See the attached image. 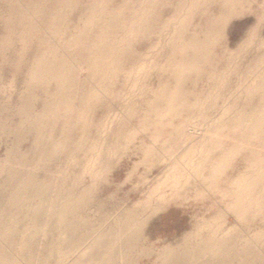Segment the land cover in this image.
Returning <instances> with one entry per match:
<instances>
[{
    "label": "bare ground",
    "instance_id": "6f19581e",
    "mask_svg": "<svg viewBox=\"0 0 264 264\" xmlns=\"http://www.w3.org/2000/svg\"><path fill=\"white\" fill-rule=\"evenodd\" d=\"M181 1L164 0L157 11L166 7L173 8ZM246 1L259 4L261 15L257 13V22L262 23L264 0H191L188 5H181L180 8L185 12L178 13L180 18L175 17L174 27L179 24L178 30L165 31L171 43L166 47V62H156L152 68L155 69L154 73H158V76L155 74L159 80L158 85L148 89L150 95L144 97L142 93V102L146 107H142L140 102L138 105V97H134L135 100L131 98L133 101L130 100L129 106H122L124 111H121V108L119 110L125 113V116L128 111L137 115L136 111L141 106V112L144 111V114L137 115L140 116L139 131H150L152 138L160 142L158 148L155 147V142L140 146L143 152L141 160H145L144 163L159 154L165 159V149L170 150L172 146L169 145L173 143L178 146L176 149L183 150L180 153L186 160L183 163L178 160L171 165H165V168L162 166L164 177L157 175V178L150 179L152 185L149 190L129 205L121 207L124 201L116 202L114 194H111L107 202L102 204L103 207L110 204L108 214L111 215V224L105 232L91 239V232L82 229L85 220L77 213L82 204L90 201L99 172L105 174L99 171V166L96 171L93 164L100 160L99 165L105 170L104 167L109 166L107 159L110 155L121 149L126 150L130 143L135 142L138 132L128 129L131 123L126 124L129 123L131 113L127 114L128 117L122 116V113L121 116L117 115L120 118H113L117 123H113L116 125L115 131L114 128L110 132L108 130L107 137L96 142L94 153L86 161L88 166L85 165L83 173L75 168L78 166V154L84 147L82 138L86 134L85 127L93 126L95 120L94 115L91 116L92 111L101 104L99 99L102 96L96 91L94 84L101 82L100 76L111 81L115 79V71L123 66L127 55L132 51V40L128 37L124 25H116V22H119L110 10L103 9L105 13H102L108 15L107 12L110 11L112 14L113 17L108 23L97 17L102 10L99 8L102 6V0H98L96 4L94 2L90 9L91 14H88L86 19L81 10L73 11L71 15H74L75 19L70 35L74 43L79 44L82 47L80 50L86 53L94 48L92 51L97 55V58L91 61L92 72L89 79L84 81L79 79L75 71L74 62L77 56L69 54V48H66L70 42L57 38L63 22H66V15L57 14L55 0H0V3L6 4L7 9V15L0 10V53L5 57L4 61L0 60V69L9 63L16 72L24 70L27 75L25 91L18 92L20 95L14 105L10 99L9 106L0 101V135L7 137L10 142L0 162V264H23L24 260L33 264L34 258L32 234L21 235L16 231L17 216H6V207L9 205L19 207L33 222V227L43 231L48 248L37 264L48 263V252H51L49 247L63 233L62 230L59 234L51 232L53 221L57 222L55 228H63L69 238L68 243L60 240L57 242L61 248L58 264H136V260H128V257L134 254L131 249L140 239L145 224L143 215L155 213L172 203H187L192 199L198 201L207 196L214 198L213 206H209L211 209L215 208L213 214L196 216L178 240L170 241L161 248L149 249L150 251L142 248V255L144 252L155 253L152 264H264V33L257 24L248 30L238 43L236 51L229 49L221 52L216 48L219 40L224 39V29L228 21L245 13L243 4ZM248 2L247 5L250 4ZM73 3H76L73 9L78 8L81 0H66L64 6L69 8ZM123 8L141 10L139 26L151 27L141 2L130 0ZM29 9L33 12H28ZM178 10L176 6L175 11ZM247 11L251 9L248 8ZM35 13L43 15L45 31L51 29L52 25H57L56 36L49 32L48 36H41L40 41L35 42ZM94 26L101 31L96 33L98 37L95 36L97 39L92 43L87 31ZM40 27L42 31L43 28L41 25ZM108 27L115 30L108 31ZM65 34L66 31H63V35ZM38 46L37 51L35 48ZM245 55L251 56L248 65L245 63L247 59L239 63L240 58ZM139 67L134 87L139 86L146 70L144 65ZM98 69H102L103 74L96 77L93 70ZM233 73L239 74L238 78L243 79L236 82L238 89L236 86L230 90L238 94L230 96L231 106L237 109L234 117H237V120H241L238 117H247L248 122L238 130L222 129L225 133L219 135L240 139V143L237 144L233 140L221 141L220 137L215 140L216 132L213 133L214 136L209 135L203 131V127L187 121L196 120L195 115L186 116L184 122L172 123L173 120H180L187 109L192 112L199 111L206 103L215 108V100H218L219 96L214 94L223 92L222 89L230 84L229 79ZM203 77L205 80H216L213 83L215 86L203 88L204 86L200 85L205 81ZM6 82L8 84L5 86H12L10 81ZM39 84L45 86L43 96L35 90ZM198 84L203 89H199ZM75 85L82 90L74 93L72 89ZM10 86L7 87L12 88ZM220 86L223 88L218 89ZM52 87L56 90H50ZM39 100L41 105L36 107L35 104ZM103 104L108 106L106 102ZM109 110L110 108L106 109L104 117L110 115ZM219 112V117H204L207 124L213 121L211 125L215 131L218 123L226 122V119L222 120V116L227 114L228 110L224 107ZM16 116L19 121L15 120ZM95 123L101 128V125L105 124L100 121ZM73 130L78 132L80 139H72ZM199 137H202L200 144ZM203 137L205 141H202ZM211 138L213 139L210 140ZM28 140L32 144L30 148L21 149L19 143ZM179 146L184 148L179 149ZM84 154L80 158H85L87 154ZM237 159L243 161L240 169L236 165ZM161 161L164 163L162 159ZM230 168L231 174L228 173ZM40 170L44 173H40ZM84 173L89 175L91 183L79 188V183L85 178ZM34 194L37 201L32 199L30 204L28 201ZM226 214L235 217L231 225L226 224ZM76 238L77 244L87 242L88 245L82 253L68 255L63 251L65 245L71 244ZM136 254L141 255L138 252Z\"/></svg>",
    "mask_w": 264,
    "mask_h": 264
},
{
    "label": "rangeland",
    "instance_id": "374dc122",
    "mask_svg": "<svg viewBox=\"0 0 264 264\" xmlns=\"http://www.w3.org/2000/svg\"><path fill=\"white\" fill-rule=\"evenodd\" d=\"M80 1V0H79ZM98 0H81V5L78 8L73 9L76 6V3H73L72 5L69 6V8L64 6V3L66 2V0H55V10L57 11V14H61V15H66V22H63V27L61 28L60 33H58V39H66L68 42H70V44L66 47L67 49L69 48L68 52L69 54H72L73 56H77V59L74 62V67H75V71L76 74L78 75L79 79H82L84 81H87L89 79V75L90 72H92V70L90 69V65H91V61L97 58L96 53H93L92 50H95L94 48H91L87 51H82L80 49H82V47L77 44L74 43V39L73 37L70 35V32L73 31V29H71L73 22H74V15L72 17L71 13H73V11L75 10H81L83 12V16L85 17L84 19H86V16L90 13V9L93 7L94 2L95 4L97 3ZM128 1L130 0H102V6H99L100 9H102L99 13L97 11V17L101 18V21H105L106 23H108V21L110 20L112 16V14L110 13V11L114 14V16L116 17V19L118 20L119 24L116 22L117 26H123L124 29L126 30L128 37L132 40V51H130L129 55H127V58L123 64V66L115 71V79H113V81L109 80L108 78H105L103 76H100L102 73V69H98L96 71L93 70V72H96V77H101V82L94 84L95 85V89L96 91L101 94L102 98L99 99V104L97 106V109L92 111V115H94V120L96 121H100L102 123V128L98 127L96 125V123H93V126H88L85 127L86 129V134H84V138H82V142L84 143V147H82L83 150H81L78 154L79 159H77V163H78V168L76 167L75 169L78 172L83 173V168L85 167V165H87L86 161L88 159H90V155L92 156L93 152V148L96 144V142L99 139H102L103 137H107V132L109 130L112 131L111 129L114 128L115 131V121H113V118L115 117L117 119L118 116H121L120 114H122L123 112H120V108L121 111H124L122 109V106H129V102L130 100L134 99V97H138L136 101L138 105L144 107V102H142L144 100L145 96L150 95L151 93L149 92V88H153L155 86L158 85L157 81L158 80V73L155 69H152L154 64L156 62H166V53H167V49L166 47L170 46V42L168 39V34H165L166 30H178V26L179 24H177L174 27V23H175V17H181L183 11L185 12V10H183L181 7V5H188V3L191 2V0H182L181 2L178 3L177 8L179 9L178 11H175L176 6H174L173 8H164L161 11H157V8H159L160 3H162L164 0H136L139 3L141 2L143 5V12H147V22L149 23L148 28H142L139 26V17L141 15V10H138L136 8L134 9H124L123 7L128 5ZM165 1H169V0H165ZM73 2H76V0H73ZM248 2V1H246ZM246 2L243 4V7H245V13L238 15V16H234L232 17L228 23L226 24V27L224 29V39H220L218 47L216 46L218 51H236L238 49V43L243 39V37H245V35L247 34L248 30H250L253 26L257 25L259 27V29H262V32L264 33V20L261 21L262 23H258L257 22V13L260 14L261 12H259V4L255 3V2H248L250 3L249 5L246 4ZM246 4V5H245ZM6 4L0 3V10L2 11V13H4V15H7V9H6ZM248 6V7H247ZM250 6V7H249ZM253 6V7H252ZM156 7V8H155ZM255 7V8H254ZM154 8V9H153ZM248 8L251 9V11H247ZM104 10H110L108 11V15L107 14H102L105 13L103 12ZM256 11H252L255 10ZM31 9H29L28 12L32 13L33 11H30ZM54 10V11H55ZM261 11V9H260ZM248 12V13H247ZM256 12V13H255ZM177 13V14H176ZM36 14V26H35V30H34V37L36 38L35 42L38 43L40 41V37L46 35L48 36L49 32H53L54 36H56V26L57 25H52L51 29H47L46 31L43 28L44 25V17L43 15H39V13H35ZM264 14V13H263ZM262 14V16L264 17V15ZM261 15V14H260ZM34 17V16H31ZM34 19V18H32ZM73 19V20H72ZM130 20V21H129ZM129 21V22H128ZM177 22V21H176ZM100 23V22H99ZM102 24V23H100ZM42 26V31H41V27ZM260 25V26H259ZM64 26H67L69 28H64ZM90 30H88V35L91 37V42L93 43L96 39L95 36L98 37V33L99 31H101L100 28L98 27H90ZM2 30V28L0 27V31ZM115 30V28L113 27H108V31H113ZM63 31H66V36L63 35ZM161 33V34H160ZM160 35V36H159ZM101 43V42H100ZM253 45V44H252ZM250 46V45H249ZM39 46L37 48H35L37 51ZM237 48V49H236ZM81 51V55H79V52ZM248 57V58H246ZM4 54L0 53V60L4 61ZM251 56L249 55H245L244 58H238L239 63L241 61L244 62L245 59H247V61L245 62L247 65L249 64V60H250ZM11 59H13V56L11 57ZM9 58V61L11 60ZM154 62V63H153ZM248 62V63H247ZM238 64V61L237 63ZM144 65V67H146V70L143 72L142 69V77L141 79H143L141 81V85L139 84L138 87H134L133 84L135 82V79L137 77L136 75V71L138 68H140L139 66ZM238 66V65H237ZM103 69L105 70V67L103 66ZM152 69V70H151ZM238 70V69H236ZM15 72V73H13ZM149 72H151L152 74L150 75ZM238 72V71H237ZM13 74V75H12ZM157 76H156V75ZM237 76V78L239 77L237 74L231 75V79H229L231 82L230 84H228L226 87H224L225 89H222L223 92L219 91L217 94H214V96H219L218 100H215L216 103V107L212 108L211 106H209L207 103L204 104V106L200 107L201 109L199 111H195L192 112L189 109H187L186 113L183 114L182 117H180V120H173L172 123L173 124H177L179 122H184L185 121V117L186 116H196V120L192 121L190 119H187L188 122H190L191 124L195 125V126H201L203 127V131H205L206 133H208L209 135L214 136L213 133H215L214 137L215 140H218L217 138H219L221 141H235L238 143H240V139H233V138H229V137H224L223 135H219V133H225L223 132L222 129H228V130H232V129H239L241 125L245 124L248 122V118L247 117H242L238 119L241 120H237V117H234V114L237 112L236 107L231 106V98L230 96H238L237 93H235L234 91H230L232 89H234L238 84L236 83L238 80L240 79L236 78L235 76ZM26 71L24 70H20L16 72V70L14 68H12L11 64H5L1 69H0V86L4 85V87L2 86V88H0V101L4 103V105L9 106V99L11 100V103H14L17 101V97L20 95L18 94V92H20L22 90V92L25 91V80L26 78ZM157 78V79H156ZM204 78V79H203ZM201 79H203V81L205 80V77H203ZM13 79V80H10ZM98 79V78H96ZM243 80V79H241ZM4 81V84H3ZM6 81H10L9 83H11L12 86H10L12 88H9L7 86H5L6 84H8ZM12 81V82H11ZM202 81V82H203ZM205 82V86L204 85ZM202 84H200L203 88H208V87H214L215 85L213 84L214 82H216V80L214 81V79H209L207 78ZM241 82V81H240ZM82 83L80 84V86H82ZM139 83V82H137ZM198 84V87L200 86ZM217 85V84H216ZM148 86V87H147ZM152 86V87H151ZM202 87H199V89H203ZM24 88V89H23ZM45 86H41V84H39L35 90L37 91V93L40 96H43V90H44ZM147 90H145V89ZM223 87L220 86L221 89ZM230 88V89H229ZM5 89V90H4ZM10 89V91L8 90ZM236 89H238V86L236 87ZM2 90V92H1ZM3 90L6 92V94L3 93ZM24 90V91H23ZM50 90L55 91L56 89L54 87H52ZM73 92H77V91H81L82 88L77 87V85L74 86V88L72 89ZM145 90V91H144ZM144 91V92H143ZM226 91V92H225ZM20 92V93H22ZM144 93V97L143 94ZM150 93V94H149ZM232 93V94H231ZM148 94V95H147ZM223 95V96H222ZM228 95V96H227ZM76 96V95H75ZM133 96V97H132ZM222 96V97H221ZM132 98V99H131ZM147 98V97H146ZM145 98V99H146ZM133 101V100H132ZM104 102L108 103V106L103 104ZM140 102V103H139ZM143 104V105H142ZM41 105V100L37 101L35 106L39 107ZM140 106V107H141ZM140 107L137 109V115H139V113H141L140 115L144 114V111L141 112L142 108L140 109ZM146 107V106H145ZM225 107V110H228L227 114H225L222 120L226 119V122L221 121L220 123H218V128H216L217 130L215 131V128L212 127V120L208 122V124L205 122L204 117L205 115H209L212 118L214 117H219L220 113L219 111ZM110 108V117L109 116H105V111L106 109ZM199 109V108H198ZM208 109V110H206ZM139 110V112H138ZM112 112V113H111ZM120 112V113H119ZM127 112V111H125ZM130 119H129V123L126 122L127 125H129L130 123V128L128 129H132L136 132H138L137 137L135 138V142L130 143L129 147L125 149H121L119 152H117L116 154H112L109 156V159H107L108 161V165L104 167L105 170H102L103 167L101 165L100 167V160H98V162H95L93 164L94 169L97 170L98 166H99V171H103V173H105L104 175L102 174V172H99L100 175L98 177V179H96V187L94 189V192L92 194V197L90 199V201H88L87 203L82 204L81 208L78 210L77 215L80 216L81 219L85 220L84 222V226H83V230L85 231V229L91 232L92 236L91 239L97 237V235H99V233H103L106 231V229L109 227V225L111 224V215L108 214V207H110L109 203L105 205V207L102 206L103 203L107 202V198L111 195L114 194L113 198L115 199V201L120 203L121 201L123 202L121 207H124L126 205H129L130 203H133L134 201H137L139 198H141L150 188V186L152 185V178H157V175L160 176L161 178L164 177V170L163 168H165V165H171L173 164V162H176L178 160H182L181 163H183V161H185L186 157H182V147L183 146H179V149H181L180 151L176 148H178V146H176L174 143L170 144L169 146H172L166 150V158L164 159L160 154H159V158H153L150 160H148L147 163L144 161L145 160H141L143 152L140 149V146H143L144 144L147 146L151 143L155 142V147L158 148V146H160V142L159 140H154L152 138V134L150 131H139V117L137 116L134 112L132 111H128L127 114L130 115ZM133 114V115H132ZM4 118H5V114ZM116 115V116H113ZM118 115V116H117ZM125 116V113L122 114V116ZM221 115V113H220ZM104 117V118H103ZM128 117V116H127ZM138 117V118H137ZM103 118V119H102ZM120 118V117H118ZM102 119V120H101ZM16 121H19V118L16 116L15 117ZM107 120V121H106ZM128 120V119H127ZM104 121V122H103ZM106 121V122H105ZM109 121V123H111V125L109 126V123L107 124V122ZM113 121V122H112ZM113 123H115L113 125ZM95 125V126H94ZM208 128H205L207 127ZM97 126V127H96ZM209 126H211L209 128ZM205 129V130H204ZM210 130V131H206V130ZM202 130V129H201ZM202 131V132H203ZM105 134H104V133ZM204 132V133H205ZM218 132V133H217ZM212 133V134H210ZM99 134V135H97ZM231 135L232 132H231ZM71 136L72 139L73 138H79L80 139V135L77 133H75V130H73L71 132ZM223 136V137H222ZM200 139V137H199ZM202 139V137H201ZM201 139L198 140V143H201ZM206 139V138H205ZM213 138H211L210 140H212ZM78 140V139H77ZM103 140V139H102ZM157 141V142H156ZM200 141V142H199ZM204 137H203V140ZM207 142L209 140H206ZM232 141V142H233ZM10 142L8 140L7 137H2L0 135V162L1 160L4 158L5 156V151L6 146H8ZM206 143V142H205ZM31 142L28 141H23L21 143H19V147L21 149H28L31 146ZM93 145V147H92ZM241 145V144H240ZM91 146V148H89ZM175 148V149H174ZM184 148V147H183ZM87 149V150H86ZM89 151V152H88ZM165 152V151H164ZM181 152V153H180ZM86 153L87 155L85 156V158L82 159L83 154ZM174 153V154H173ZM179 153V154H178ZM85 155V154H84ZM80 156H82L80 158ZM180 158V159H179ZM184 158V159H181ZM161 159L163 160L164 163H161ZM82 162V163H80ZM105 160V162H107ZM143 163H140V162ZM139 162V163H138ZM80 163V165H79ZM111 163V164H110ZM138 163V164H137ZM97 165V166H95ZM236 165H238V169H240L243 166V161L242 159H237L236 160ZM88 166V165H87ZM150 166V167H149ZM163 166V168H162ZM97 167V168H96ZM107 171V172H106ZM148 171V172H147ZM40 173H44L43 170H40ZM164 173V174H163ZM228 173L231 174L232 173V169H228ZM4 175L6 173H3ZM1 174V176L3 175ZM163 176H161V175ZM83 176L85 177L81 183H79V188H82L88 184L91 183V179L89 177V175H86V173L83 174ZM98 176V175H97ZM144 176V177H143ZM155 176V177H154ZM159 177V178H160ZM143 178H147L148 182L146 181V179ZM149 183V184H148ZM148 188V189H147ZM116 195V196H115ZM36 194H34V196L28 201L31 204V200L34 199V201L36 202ZM113 198H111L113 200ZM121 199V200H120ZM214 198H210V196L201 199V200H189V202L187 203H172L171 205L167 206L166 208L162 209V210H158L155 213H146L145 215H143L145 217V224L143 226V229L141 231V236L140 239H138L136 245L134 246L133 249H131V252H134V254L129 255L128 260H136V264H152V262L154 261V258L156 257L155 253L151 252L149 253H145L144 255H142L143 253H141L142 248L146 251V249L148 251H150L149 249H157V248H161L162 246H164L165 244H167L170 241H175L178 240L179 237H181V235L183 234L184 231H186L188 229V227H190L191 223L195 220L194 218H196V216H209L210 214H213V211H215V208H210L213 203ZM114 201V202H115ZM29 204V205H30ZM220 204V203H219ZM210 206V207H209ZM213 206V205H212ZM209 208L211 210H209ZM18 209V210H17ZM208 211V212H207ZM24 211H22L21 209H19V207L16 208V206H12L10 207L7 206L6 207V216L8 217H12L14 215L17 216L18 220L15 222L17 228L16 231L21 234V235H27V234H32L31 240H33L34 242V258H33V264H37L38 262H40V260L42 259V254L44 253V251L46 250V248H48V245H46V238L43 235V231L42 230H36L33 227V222L31 220H29V217H27L26 215L23 214ZM229 215V216H228ZM226 218H227V225H231V223H234L233 221H235V217L232 214H226ZM223 219V218H222ZM57 224V222L53 221L52 225L53 228L51 229L52 233L55 234H59V231L63 232L59 238H56L54 240V244L52 246H50L49 248L51 249V252H48L49 256H48V263L47 264H58V257L60 256V252H61V248L58 246L59 243H57L59 240L60 241H66L67 243L69 242V238L68 236L65 235L63 228L61 229H56L55 225ZM82 230V231H83ZM25 239V237H22ZM58 239V240H57ZM68 240V241H67ZM77 238L74 239L72 241L73 245L71 242V244L69 245H65V248L63 251L67 252L68 255L69 254H79L82 253L83 250L86 248V246L88 245L87 242L85 243H81V244H77ZM142 250V251H144ZM60 251V252H59ZM136 251V252H135ZM138 252V254L140 256H138L136 253ZM140 252V253H139ZM148 254V255H147ZM133 257V258H132ZM138 257V258H137ZM140 257V258H139ZM111 258V257H109ZM132 258V259H129ZM119 260V259H118ZM32 262H28L25 261L23 262V264H29Z\"/></svg>",
    "mask_w": 264,
    "mask_h": 264
}]
</instances>
